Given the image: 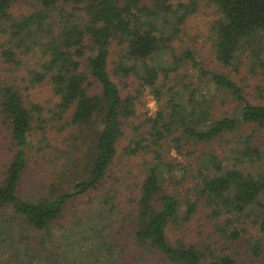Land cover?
<instances>
[{
    "label": "trees",
    "instance_id": "1",
    "mask_svg": "<svg viewBox=\"0 0 264 264\" xmlns=\"http://www.w3.org/2000/svg\"><path fill=\"white\" fill-rule=\"evenodd\" d=\"M20 2L29 9L13 10ZM206 2L217 13L207 38L215 59L242 80L247 78L244 83L224 69L203 66L189 49L183 58L175 52L179 23L196 10L199 0L177 6L166 0H0V66L9 72L25 69L30 85L50 82L59 97V110L52 112L60 116L58 112L70 109L72 127L61 141V153L72 155L73 163L85 160L76 168L71 187L65 186L70 178H55L46 192L21 196L30 119L35 114L42 122V108L27 107L21 90L0 79V115L9 122L15 145L0 178V264H91L90 257L82 256L84 246L89 256L99 258L100 249L89 248L87 235L98 236L110 220H117L119 203L110 187L92 191L107 181L118 155L142 154L143 179L137 199L129 198L131 207L123 205L125 211H120L121 229L128 217L134 225L129 235L134 245L129 251V241L105 242L106 264H237L225 247L240 238L242 230L232 226L242 215L254 219L264 236V103L244 94L253 77L254 86L264 89L256 77H264V0ZM113 41L119 52L113 74L135 76L156 100L154 114L137 123L132 119L137 96L123 95L110 77ZM244 58H250L246 68L252 76L242 71ZM96 81L100 90L88 91ZM228 106L234 110H220ZM125 127L131 137L120 148ZM82 144L87 145L84 152ZM215 144L222 147L221 154L209 147ZM169 148L178 153L186 148L188 157L197 152L193 177H187L190 170L184 164L169 159ZM168 183L174 190L167 189ZM86 193L87 206L65 229V246L45 245L49 252L41 256L44 244L32 241L31 232L50 235V223ZM196 213L209 219L217 234L214 243L168 238L171 221L188 222ZM249 244L255 256L264 246L259 239Z\"/></svg>",
    "mask_w": 264,
    "mask_h": 264
},
{
    "label": "rangeland",
    "instance_id": "2",
    "mask_svg": "<svg viewBox=\"0 0 264 264\" xmlns=\"http://www.w3.org/2000/svg\"><path fill=\"white\" fill-rule=\"evenodd\" d=\"M186 0H166L167 3L177 6L180 2H185ZM199 4L196 10L187 16L183 21L179 23V32L174 39L173 43L175 46V52L178 53V57L183 58L182 52L185 49L192 51L197 58L201 61L203 66L213 69L220 70L224 69L231 76H235L237 81H246L241 79V75H235L228 68L223 67L216 59L210 46V43L207 41L209 31V23L217 16V13L214 7L206 2V0H199ZM26 2H20L13 7V10H24L29 9V6ZM1 35V34H0ZM109 52V72L110 77L117 84L122 94L126 93L133 94L137 96L136 100V115L132 117L133 120L137 122L142 121L146 116L153 115L156 111L157 104L154 95L151 93L148 87H140L139 80L135 76H130L127 78L119 77L113 74L112 67L115 62L118 61L119 52L116 42L110 46ZM25 62H28L33 66L31 59H24ZM246 64L242 66V71L246 72L248 76H252L246 68V65L250 61V58H244ZM125 62H127L125 60ZM86 60L83 57L81 60L82 68L87 69ZM4 65L0 66V79L4 83H13L21 91L23 102L27 107H30L32 104H37L42 108L39 116L43 119L39 123L38 117L30 119V128L27 133V146H26V156H27V167L25 168L22 180L20 182V187L18 192L24 198L34 197L32 196L34 191L42 190L46 192L48 184L54 181L65 180L70 178V182H67L65 186H72L75 183L76 168H78L82 163H85V160L79 159L77 163L70 161L72 155H64L61 153V149L65 147L61 143L65 134L70 133L71 125L69 122L70 109L66 113L58 112L60 116L52 112L53 109L59 110L57 107V102H59V97L54 93L53 88L48 81L37 82L30 85L27 78L28 73L25 69L20 68V71L14 70L9 72ZM36 67V66H33ZM257 81L264 83V77L260 80L256 75ZM95 82V81H93ZM244 83V82H242ZM245 88H248L249 85L242 84ZM256 79L253 77L250 82V89H244L246 92L247 98L252 99L254 102L264 103V89L262 91L256 88ZM94 87L90 86L88 91L98 92L100 90V85L96 81ZM264 87V86H263ZM243 90V91H244ZM165 97V96H163ZM151 105V107H150ZM225 109L226 112L229 110H234L233 106H228L220 108V110ZM64 125V130H60V126ZM127 128V127H125ZM127 132L122 134L121 142L118 144L119 147L125 146L129 138L131 137V129L127 128ZM10 125L6 118L0 115V178L2 176V171L5 166L9 163L8 161L14 154L15 145L13 144V139L10 135ZM87 137V136H86ZM212 149H216L219 154L222 147H217V144L209 146ZM187 148V147H186ZM185 150H181V153H178L175 148L168 149V157L176 161V163L184 164L190 172L187 174V177H193L195 173V167L197 163V152L196 155L186 156ZM81 150L84 152L87 150V145L82 144ZM121 150V149H120ZM71 156V157H70ZM148 158V156H145ZM149 159V158H148ZM144 158L142 154L131 155L130 157L118 155L115 163L111 167L109 172V177L106 178L107 181L96 190L92 191V195L99 193L103 188L110 187L111 192L116 197V202L119 206L116 208V213L118 214L117 220H110L109 225L102 231L99 232L98 236L90 232L87 236L91 239L88 244L89 248L98 247L100 249L99 258L95 255L89 256L85 251V246L82 254L84 257H90L92 259L91 264H106L104 262V257L102 255L103 245L107 241H118L122 244L126 241H129L130 247L129 251L133 247V241L129 237L130 233L133 231L134 225H130L129 217L126 219V228L121 229V210L123 205L126 209L131 207V203L128 199H137L136 194L139 192L138 184L143 179V162ZM82 167V166H80ZM179 168V167H177ZM63 182V181H62ZM175 185L172 183L167 184V189L174 190ZM80 197L70 205L63 212L62 216L55 222H51L49 226L50 235H46L45 231L41 230L37 233L31 232L32 241H40L43 247L39 249V254L43 256L49 251L46 250V246L49 248H63L65 246V240L69 236H65V229L73 222V217L78 215L83 208L87 206L88 194L79 195ZM92 202L88 203L90 206ZM125 211V210H124ZM176 220V219H175ZM178 220V218H177ZM236 227L239 231L242 230L240 238L230 246V242L226 244V252H230L232 256L237 259V264H264V246L259 255L255 256L251 253V249L248 245L254 240L259 239L264 245V236L258 230V226L255 223L254 219L242 215L239 217V220L234 222L232 228ZM167 236L170 240L174 241L177 238L183 239L185 242H202L206 240L207 242H215L217 239V234L213 231V228L210 225L209 219L206 218L203 213H196L192 220L188 222H175L171 221L168 225ZM111 235V236H110ZM73 233L70 231V238L73 237ZM132 243V244H131ZM39 247V246H38ZM102 248V250H101ZM134 253V252H133ZM130 252L127 256L129 260L131 259ZM50 255V254H48Z\"/></svg>",
    "mask_w": 264,
    "mask_h": 264
},
{
    "label": "clouds",
    "instance_id": "3",
    "mask_svg": "<svg viewBox=\"0 0 264 264\" xmlns=\"http://www.w3.org/2000/svg\"><path fill=\"white\" fill-rule=\"evenodd\" d=\"M150 107H151V105H150Z\"/></svg>",
    "mask_w": 264,
    "mask_h": 264
}]
</instances>
